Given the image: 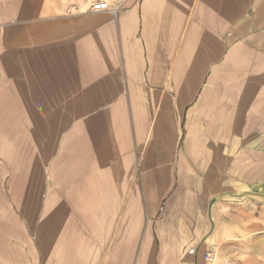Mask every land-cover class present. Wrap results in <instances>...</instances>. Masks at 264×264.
Returning a JSON list of instances; mask_svg holds the SVG:
<instances>
[{"label": "crops", "instance_id": "0c3cea01", "mask_svg": "<svg viewBox=\"0 0 264 264\" xmlns=\"http://www.w3.org/2000/svg\"><path fill=\"white\" fill-rule=\"evenodd\" d=\"M42 1L52 200L82 206L52 208L70 218L50 229L18 208L0 264H264V0H129L116 19L67 13L78 0L0 8L40 19ZM0 43V104L14 119L41 103L40 27Z\"/></svg>", "mask_w": 264, "mask_h": 264}, {"label": "rangeland", "instance_id": "374dc122", "mask_svg": "<svg viewBox=\"0 0 264 264\" xmlns=\"http://www.w3.org/2000/svg\"><path fill=\"white\" fill-rule=\"evenodd\" d=\"M48 2L42 1L40 19H27L28 9L25 8H0V33L10 37L23 32L27 39L39 26L41 35L39 108L32 103L18 105L24 107V113L15 112L16 117L10 119L6 105L0 104V151L6 158L0 166V235L3 225L9 223L8 218L18 216V208L24 207V216H20V220L24 218L25 225H31L32 229L46 225L45 229H50L54 219L60 218L63 222L70 218L52 217V208L64 209V212L65 208L82 206L80 199L65 198L64 193L58 194L62 199L52 200V126L55 127L57 121H52V7ZM70 7L66 11L73 14ZM17 13L24 17L16 19ZM2 83L0 73V93L4 91L2 87L6 81ZM2 251L0 248V261ZM9 251L14 253L15 249L9 247ZM11 256L15 255L11 253Z\"/></svg>", "mask_w": 264, "mask_h": 264}, {"label": "built area", "instance_id": "2783aa9c", "mask_svg": "<svg viewBox=\"0 0 264 264\" xmlns=\"http://www.w3.org/2000/svg\"><path fill=\"white\" fill-rule=\"evenodd\" d=\"M129 0H78L77 4L70 7V11L73 14L81 13H109L114 19H116L120 11L124 8ZM206 259H211L212 254L205 255ZM227 264H235L226 261Z\"/></svg>", "mask_w": 264, "mask_h": 264}]
</instances>
